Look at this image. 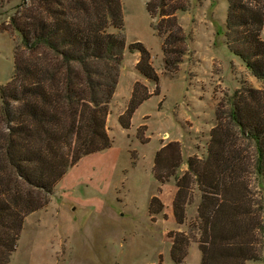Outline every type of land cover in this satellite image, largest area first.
Segmentation results:
<instances>
[{"label":"trees","instance_id":"trees-1","mask_svg":"<svg viewBox=\"0 0 264 264\" xmlns=\"http://www.w3.org/2000/svg\"><path fill=\"white\" fill-rule=\"evenodd\" d=\"M174 1L145 2L170 72L187 51L176 17L186 3ZM8 24L20 42L12 74L0 83V264H10L25 217L48 203L68 167L111 145L108 106L125 47L120 0H21ZM263 27L264 0H227L226 45L264 82ZM129 49L139 53L138 72L157 83L149 51L138 41ZM154 93L136 82L119 124L128 127L135 108ZM181 163L179 143L165 141L152 170L160 183L173 178L179 224L199 193L193 228L201 264H264V87L242 84L226 108L218 102L206 154L189 155L184 171ZM162 206L152 196L148 211ZM171 237L177 264L190 235Z\"/></svg>","mask_w":264,"mask_h":264},{"label":"rangeland","instance_id":"rangeland-1","mask_svg":"<svg viewBox=\"0 0 264 264\" xmlns=\"http://www.w3.org/2000/svg\"><path fill=\"white\" fill-rule=\"evenodd\" d=\"M120 1L125 47L108 106L111 145L69 166L48 203L25 217L10 264H175L170 248L177 233L190 235L177 264H201L199 233L193 228L199 193L194 191L184 222L177 223L172 213L174 181L154 178L155 152L161 142L177 141L180 170H186L189 155L206 154L217 103L226 108L240 85L261 88L264 82L226 45L227 0H184L186 10L177 11L176 17L187 51L173 72L164 68L162 39L152 26L146 0ZM20 3L0 0V83L13 71V50L20 37L8 22ZM135 41L149 51L157 83L136 69L139 53L129 49ZM136 82L156 93L143 100L129 126L122 127L119 115L126 116ZM152 196L163 204L155 214L148 211Z\"/></svg>","mask_w":264,"mask_h":264}]
</instances>
